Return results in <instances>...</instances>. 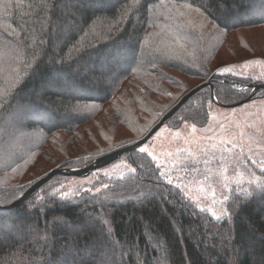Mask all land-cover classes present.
Listing matches in <instances>:
<instances>
[{
  "label": "trees",
  "instance_id": "obj_1",
  "mask_svg": "<svg viewBox=\"0 0 264 264\" xmlns=\"http://www.w3.org/2000/svg\"><path fill=\"white\" fill-rule=\"evenodd\" d=\"M160 4L0 0V205L54 168H83L142 139L198 85L211 84L218 102L206 85L164 124L176 127L182 113L202 127L212 106L245 100L243 85L264 83L218 70L240 60L228 46L238 32L264 25V0H163L156 13ZM263 97L264 89L250 100ZM121 160L130 170L98 178L99 191L67 194L73 176L55 175L0 209V264H264L261 184L232 190L230 215L217 220L146 154L111 164Z\"/></svg>",
  "mask_w": 264,
  "mask_h": 264
},
{
  "label": "rangeland",
  "instance_id": "obj_2",
  "mask_svg": "<svg viewBox=\"0 0 264 264\" xmlns=\"http://www.w3.org/2000/svg\"><path fill=\"white\" fill-rule=\"evenodd\" d=\"M155 12L162 13L161 7H156ZM194 16L203 20L196 14ZM228 46L232 48L235 46L237 50L233 53L235 56L239 55L240 60L223 65L218 70L230 67L233 69L232 75L251 78L252 81H264V25L238 32ZM246 46L252 50L245 51ZM243 86L245 89L246 85ZM17 117L21 122H25L20 113ZM209 125L211 131H202V128H207ZM192 127L193 125L188 123L181 124L179 128L164 124L142 146L147 147L149 152L157 157L152 161L157 167L163 166L159 171L169 173L173 180L172 185L179 184V189L188 201L206 209L205 211L211 216H213L212 211L220 215L221 209L226 208L232 190L238 191L244 185H260L264 179L261 169L246 159V157H255L264 160V155H261L264 146L257 143L264 138L261 135L264 133V97L231 107L214 105L209 111L207 123L202 127H196V133L191 132ZM177 132L179 136L176 135ZM241 132H244L243 136L240 135ZM228 138L235 139L237 144L231 153H225L231 157L227 164L228 171L221 175L220 162L217 160L207 166L212 171L206 172L203 163L207 158L205 152L211 153L214 151L211 148L212 144L219 145L222 139ZM219 154L216 153L217 156ZM129 170L130 167L121 160L94 170L87 176L70 177L65 183L67 194H73L78 186L101 189L103 185L91 186V184L98 178L120 177ZM205 175L208 179H205ZM163 178L167 182V178ZM213 193L217 201L215 204L212 203ZM225 197L227 199H224Z\"/></svg>",
  "mask_w": 264,
  "mask_h": 264
},
{
  "label": "snow or ice",
  "instance_id": "obj_3",
  "mask_svg": "<svg viewBox=\"0 0 264 264\" xmlns=\"http://www.w3.org/2000/svg\"><path fill=\"white\" fill-rule=\"evenodd\" d=\"M137 2L139 3V0H137ZM161 6H164L163 5V0H161V4L160 5H156L155 7H161ZM182 7L183 8H190L191 6L188 5V4H183ZM147 11H152V9H147ZM195 11L200 12V9H195ZM200 14L203 15L202 12ZM176 42L179 43V40L177 39ZM181 47H183V45H181ZM256 63H259V61H256ZM225 73L231 74V73H233V69L230 68V67H223V68H220L219 69V74L220 75H223ZM191 95H195V92H193ZM189 99H191V96L186 97L185 100L182 101L181 104L177 106V108L174 110V112L171 115H175L176 112H179L180 107H182L183 104L186 103L187 100H189ZM169 118H171V117H169ZM185 119L186 118L181 113L180 116L177 117V120L175 122L176 123V127L179 128L180 125L185 122ZM221 127L223 129V126H221ZM237 127H239V125H237ZM202 131H204V132L211 131V126L209 125V127H207V128H202ZM191 132L192 133H196L197 132L196 126H193L192 127ZM176 135L179 136V132H177ZM240 135L243 136L244 135V132H241ZM261 135H262V137H264V133H262ZM250 139H252V137H250ZM254 142H256V141H254ZM145 143H146V141H145ZM257 143H259L262 146H264V138H262ZM236 146H237L236 140L235 139H232V138L222 139L220 141V144L219 145L212 144L211 145V148L214 149V151H212L211 153L205 152V156L207 157L206 159L203 160V163L206 166L205 171L206 172H211L212 169L209 168V167H207V166L208 165H211L214 161H217L218 160L220 162L219 168L221 170V175H223L224 173H226L228 171L227 164H228L229 160L231 159V157L228 156V155H225V153H231L232 152V149H234ZM117 147H119V146H117ZM138 150H139V153L147 154L148 156H150L153 161H155L157 159V157L153 153L149 152V150H148L147 147H144L142 145H139L138 146ZM217 152L220 153L218 156L216 155ZM261 155H264V152H261ZM246 159H247V161L249 163H251V164L259 167L261 169V173L264 174V160H260V159H257L255 157H246ZM162 167H163L162 165H158V168H162ZM132 170L135 171V169H132ZM194 171H199V169H194ZM159 175H160V177L167 178V184L168 185H172L173 184V180H172V178H170L169 173L164 172V171H161L159 173ZM205 179H208V176L207 175H205ZM257 179H259V178H257ZM176 187L179 188L180 185L177 184ZM261 187L264 188V181H261ZM57 191H59V189H57ZM97 191H99V189H97ZM201 191H203V189H201ZM50 194L51 195H55V193H50ZM40 199L43 200V197H40ZM224 199H227V197H225ZM216 202L217 201H216L215 195L213 193L212 203L215 204ZM197 207L199 208V205H197ZM233 208H235V205H233ZM199 210L200 211H205L206 209L200 208ZM207 210L208 211H212L211 209H207ZM212 215L215 216V218L217 220H219L222 217L229 216L230 213H229V211L226 208H222L221 209V212H220V215H216V212L215 211H212ZM230 236H231V229L228 230V235L225 236V238L223 239V241H221L224 244V246H225L224 247V252H225L226 255L229 252V245L231 244ZM231 250H232V252L235 251L234 245L232 246V249ZM225 264H228V261L227 260L225 261Z\"/></svg>",
  "mask_w": 264,
  "mask_h": 264
},
{
  "label": "water",
  "instance_id": "obj_4",
  "mask_svg": "<svg viewBox=\"0 0 264 264\" xmlns=\"http://www.w3.org/2000/svg\"><path fill=\"white\" fill-rule=\"evenodd\" d=\"M206 85H208L210 88V95H211L212 101L214 103H217L218 101L216 100V98L214 96V92H213V88H212L211 84L207 83V84L198 85L197 87L191 89L183 97H181V99L176 103V105L174 107H172L170 109V111H168L166 114H164L163 117L149 130V132L142 139L136 141L135 143L128 144L126 146L117 148V149H115L109 153L101 155V156L95 158L89 165H87L86 167H83V168H61V167L54 168V169L50 170L44 176L37 179L34 183H32L31 186L19 198H17L16 200L12 201L9 204L0 205V209L13 208L18 203L26 200L34 191L38 190L39 187H41L44 183H46L51 177H53L55 175L75 176V177L87 176L91 172H93L94 170H97L99 168H102V167H105V166L111 164L112 162H114L115 160L120 158L123 154L130 153V152L138 149L139 145L144 144L145 141H147L164 124V122L167 119H169V117L172 116L171 114L174 112V110L177 108V106L180 105L181 102L185 100L186 97L192 96L191 94L193 92H195V93L198 92L200 89H202ZM245 88L251 89L250 96L247 99L242 100L238 103H234V104H228V105L227 104H221V106H223V107L237 106V105H240V104H243L245 102L250 101V97L252 95H254L258 91L264 89V83L248 84L245 86Z\"/></svg>",
  "mask_w": 264,
  "mask_h": 264
}]
</instances>
